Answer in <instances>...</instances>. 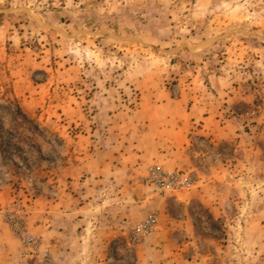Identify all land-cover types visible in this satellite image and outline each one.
Segmentation results:
<instances>
[{
	"label": "rangeland",
	"instance_id": "rangeland-1",
	"mask_svg": "<svg viewBox=\"0 0 264 264\" xmlns=\"http://www.w3.org/2000/svg\"><path fill=\"white\" fill-rule=\"evenodd\" d=\"M155 94L185 108L210 103L220 128L191 130L190 166L176 171L189 190L143 184L186 197L211 180L210 204L171 201V257L142 254L139 263L150 236L131 242L135 227L103 260H59L31 208L58 198L60 168L81 135H107L117 111ZM3 189L11 197L0 210L19 204L54 264H264V0H0ZM20 244L28 264H40Z\"/></svg>",
	"mask_w": 264,
	"mask_h": 264
},
{
	"label": "crops",
	"instance_id": "crops-1",
	"mask_svg": "<svg viewBox=\"0 0 264 264\" xmlns=\"http://www.w3.org/2000/svg\"><path fill=\"white\" fill-rule=\"evenodd\" d=\"M142 98L144 102L136 110L113 115L107 135L93 134V129L81 135L76 153L60 168L58 198H45L42 207L35 203L31 208V220H40L33 228L43 234L59 260L88 252L91 259L103 260L114 244L125 240L128 231L154 214L159 227L141 241L139 263L142 254L171 257L178 254L174 252L178 248L173 226L169 225L171 201L183 197L185 203L210 204L204 192L212 187L211 180L206 188L186 197L162 196L143 180L154 168L167 173L187 169L191 130L201 124L203 133L218 131L217 112H212L207 102L185 108L171 98L164 102L161 95ZM9 192L0 191V203L9 201ZM24 252L0 217V264H28Z\"/></svg>",
	"mask_w": 264,
	"mask_h": 264
},
{
	"label": "built area",
	"instance_id": "built-area-1",
	"mask_svg": "<svg viewBox=\"0 0 264 264\" xmlns=\"http://www.w3.org/2000/svg\"><path fill=\"white\" fill-rule=\"evenodd\" d=\"M143 182L153 186L162 193L187 191L193 185L188 176L179 172L167 173L161 168L152 169ZM0 213L20 242L39 260L40 264H54L48 252H41L42 240L29 229L24 210L20 208L19 204L5 206L0 210ZM156 222L157 219L153 215L146 218L135 228L130 241L136 243L141 237L151 236L156 229Z\"/></svg>",
	"mask_w": 264,
	"mask_h": 264
}]
</instances>
